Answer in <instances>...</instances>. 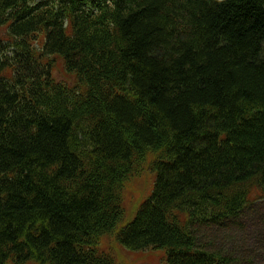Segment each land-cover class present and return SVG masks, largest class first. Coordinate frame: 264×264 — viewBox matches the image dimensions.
<instances>
[{
    "label": "trees",
    "instance_id": "trees-1",
    "mask_svg": "<svg viewBox=\"0 0 264 264\" xmlns=\"http://www.w3.org/2000/svg\"><path fill=\"white\" fill-rule=\"evenodd\" d=\"M255 191L264 0H0V264H115L112 233L166 264H234L213 230Z\"/></svg>",
    "mask_w": 264,
    "mask_h": 264
},
{
    "label": "rangeland",
    "instance_id": "rangeland-1",
    "mask_svg": "<svg viewBox=\"0 0 264 264\" xmlns=\"http://www.w3.org/2000/svg\"><path fill=\"white\" fill-rule=\"evenodd\" d=\"M63 60L58 58L57 66L53 70L56 77L72 83L74 78L63 69ZM150 155L146 157L142 164L141 172L130 177L124 182L122 200L124 204V214L121 223L129 220L134 214L139 203L149 194L154 175L148 167ZM259 192L255 191L250 195L248 212L244 217H239L234 225L225 226L219 230L218 239L214 245L225 250L234 264H264V199L258 197ZM217 229V228H214ZM200 234L206 238V229L198 228ZM113 234V233H112ZM103 236L99 241L102 249L113 254L115 264H166L163 251L146 248L132 251L118 245L115 242L114 234ZM208 234H212L210 231ZM209 239H213L209 236Z\"/></svg>",
    "mask_w": 264,
    "mask_h": 264
},
{
    "label": "bare ground",
    "instance_id": "bare-ground-1",
    "mask_svg": "<svg viewBox=\"0 0 264 264\" xmlns=\"http://www.w3.org/2000/svg\"><path fill=\"white\" fill-rule=\"evenodd\" d=\"M65 57V56H64ZM91 77V76H90ZM118 201V200H117ZM199 206V205H198ZM75 214V213H74ZM168 223V222H167ZM173 229V228H172ZM108 233V232H107ZM113 235V234H112Z\"/></svg>",
    "mask_w": 264,
    "mask_h": 264
}]
</instances>
